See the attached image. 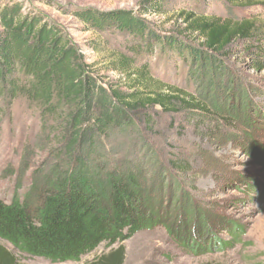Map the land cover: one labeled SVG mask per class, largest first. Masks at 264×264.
Instances as JSON below:
<instances>
[{
	"label": "trees",
	"instance_id": "obj_1",
	"mask_svg": "<svg viewBox=\"0 0 264 264\" xmlns=\"http://www.w3.org/2000/svg\"><path fill=\"white\" fill-rule=\"evenodd\" d=\"M184 1L179 8V3L169 7L168 0H143L138 11L74 12L89 30L126 38V49L111 50L109 63L110 70L124 76L126 89L103 83L57 25L32 13L24 15L22 3H0V114L8 116L16 102H28L40 119V135L27 145L22 167L28 168L36 149L50 163L45 175L33 171V189H38L37 181L45 182L44 194H33L32 201L29 194L0 201V240L32 257L63 263L81 260L102 243L111 246L152 228V210L145 215L137 206L146 199L136 174L142 173L146 158H153L155 177L164 174L168 189L179 181L145 137L154 127L150 113L160 107L190 120L227 121L217 108L219 100L245 95L250 106H256L254 98L261 90L242 87L224 58L241 41L256 53L252 66L262 70L264 19H221L199 13ZM218 1L240 9L261 5L259 0ZM175 11L185 25L183 33L197 45L181 35L159 33L144 17ZM93 47L103 50L98 44ZM177 62L182 87L172 85L167 76H154L155 67L166 75ZM206 89L213 91L214 103L202 98ZM126 133L138 135L140 141L108 169L107 158L120 152L113 140ZM169 165L182 176L191 173L186 161ZM123 259L116 253L101 264H123ZM0 264H19L1 244Z\"/></svg>",
	"mask_w": 264,
	"mask_h": 264
},
{
	"label": "rangeland",
	"instance_id": "obj_2",
	"mask_svg": "<svg viewBox=\"0 0 264 264\" xmlns=\"http://www.w3.org/2000/svg\"><path fill=\"white\" fill-rule=\"evenodd\" d=\"M142 1L0 0V3L3 6L22 3L24 15L32 13L57 25L103 83L126 89L124 76L109 68L111 50H125L126 38L121 34L89 30L74 12L88 8L100 12L138 11ZM168 1L169 7L183 5L182 0ZM184 3L199 13L221 19L242 20L254 16L264 19V0H259L261 5L246 9L218 0H185ZM144 17L161 34L186 37L185 25L176 11ZM184 38L190 43H199ZM94 44L103 50L94 48ZM252 55L256 53L249 51L244 42L236 41L224 60L242 87L248 89L253 85L261 90L262 94L254 98L256 106H250L245 95L217 100V108L227 121L190 120L185 114H167L160 107L150 113L154 127L150 129L152 132L145 131V137L154 144L155 154L179 181V185L171 184L168 189L169 179L164 174L155 177L153 158H146L142 173L136 174L146 199L141 207L140 203L137 206L145 215L152 210V228L111 246L102 243L81 260L63 263L32 257L3 240L0 244L16 256L19 264H101L105 257L116 253L123 254V264H264V68L257 70L252 66ZM154 58L151 64L157 56ZM172 67L175 71L172 69L166 75L155 67L154 76H167L172 85L182 87L181 64L177 62ZM202 92L204 100L214 103L213 91ZM39 127L38 114L24 100L16 102L8 116L0 114V201L9 203L14 196L44 194L45 182L37 181L38 189H33L36 184L33 171L40 169L41 175L49 171L47 155L36 149L28 168L22 167L25 149L40 135ZM119 136L113 142L120 152L107 158L108 169L115 168L114 159L127 156L126 151H130L127 148L140 141L138 135L130 133ZM179 160L191 167L186 177L169 165Z\"/></svg>",
	"mask_w": 264,
	"mask_h": 264
}]
</instances>
